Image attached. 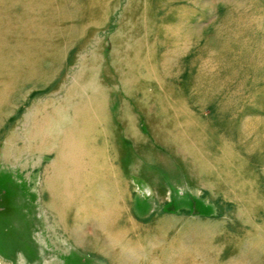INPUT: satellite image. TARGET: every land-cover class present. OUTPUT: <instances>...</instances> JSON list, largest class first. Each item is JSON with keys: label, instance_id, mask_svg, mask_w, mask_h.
Segmentation results:
<instances>
[{"label": "rangeland", "instance_id": "374dc122", "mask_svg": "<svg viewBox=\"0 0 264 264\" xmlns=\"http://www.w3.org/2000/svg\"><path fill=\"white\" fill-rule=\"evenodd\" d=\"M50 5L55 21L48 23L50 29L45 13L40 34L32 35L39 40L34 72L27 73L30 68L24 65L15 101L0 119V137L13 126L14 134L27 142L29 116L47 103L69 109L64 100H75L71 89L81 87L83 96L101 93L119 194L94 184L76 191V197L81 199L86 189L100 192L103 200L123 208L116 234L125 232L140 252L130 263L264 264V0H49ZM13 7L14 14L22 8ZM172 31L179 37L172 38ZM185 38L191 41L181 47ZM131 69L138 73L132 81L125 77L129 94L122 72ZM66 110L64 123L70 118ZM174 119L203 130L200 148L209 159L208 170H194L186 154L176 151L166 129ZM2 140L0 264H108L67 237L45 206L42 168L53 156L21 154L7 161ZM76 212L72 207L64 218L69 233H100L84 223L86 214L78 218ZM103 213L112 215L109 209ZM129 223L134 228L123 230Z\"/></svg>", "mask_w": 264, "mask_h": 264}, {"label": "bare ground", "instance_id": "6f19581e", "mask_svg": "<svg viewBox=\"0 0 264 264\" xmlns=\"http://www.w3.org/2000/svg\"><path fill=\"white\" fill-rule=\"evenodd\" d=\"M48 1L49 0H0V119L3 118L4 115H6V116L8 115L7 114L8 110H10L11 104H13V100L15 99V95H14L15 89L17 87V82H19V80L22 79L21 77H22V73L24 72V65H27L30 68L29 71H26L27 73L32 74L34 72L33 67H34V64H36L35 47L37 46V42H39V40L38 41L35 40L34 38H36V37L32 38V35L36 36L37 34L38 35L40 34V31H39V26L41 25L40 23H41V21H42V23H44L43 22L44 17L42 15L45 16V13L47 14L46 18L48 17L47 18L48 22H46V23L50 29H51V26L48 23L52 22L54 19V16L52 13L53 9H51V5L47 7ZM94 2H95V0H94ZM61 3H62V1H61ZM15 4L22 7L19 10V13H17V14H14L15 8L13 7V5H15ZM101 6H102V4H101ZM238 6H239V4H238ZM47 10L49 12H47ZM86 10L87 9H85V11ZM240 12H241V10H240ZM223 15H225V13ZM91 16H89V20L91 19ZM259 16H260V14H259ZM239 18H241V17H238V19ZM245 19H246V17H245ZM166 21H167V19H166ZM252 22H255V20ZM245 24H247V23H245ZM162 25L164 26V24H162ZM249 27H251V26H249ZM233 28H234V25H233ZM243 28H245V27H243ZM243 28H242V30H245ZM237 29H238V27H237ZM159 30H161V29H159ZM250 30H251V28H250ZM257 31L258 30H256V32ZM259 31H261V30H259ZM172 32H174V31H172ZM190 32H191V30H190ZM241 32H243V31H241ZM155 33H156V31H155ZM252 33H253V31H252ZM196 34L194 33V35H196ZM24 36H25V38H24ZM26 36H27V38H28V36H31L30 38H32V39L30 41L24 40V39H27ZM134 36H135V34H134ZM204 36H202V38ZM177 37H179V33L177 31H175L172 34V38L176 39ZM186 37L189 38L188 35ZM238 37H240V36H238ZM187 38H185L184 41L181 42L182 43L181 47H187L189 41H191L190 39H187ZM177 42H175V43H177ZM217 42H218V40H217ZM210 45H212V44H210ZM213 46H215V45H213ZM171 49L172 48L170 47V50ZM209 49H211V48H209ZM206 50H207V48H206ZM261 51H264V50H261ZM141 52H142V50H141ZM177 52H179V51H177ZM217 55H219V54H217ZM254 55H255V53H254ZM45 58H47V57H45ZM221 58H222V56H221ZM223 58H224V56H223ZM243 58H244V56H243ZM254 59H255V57H254ZM234 60H236V59H234ZM227 61H229V59ZM232 61H231V63H232ZM242 61H244V60H242ZM245 62L246 61H244V63ZM254 62H255V60H254ZM231 66H232V64H231ZM234 67H236V66H234ZM240 67H242V66H240ZM219 69H220V67H219ZM260 71H261V69H260ZM258 72H259V70L256 73H258ZM137 73L138 72H136L134 69L133 70L131 69V70L127 71L126 73L122 72V74L124 75L122 82H123L124 87L127 88L126 90H128L129 94H131V93L129 92L128 83L124 81V80H126L125 77H127L128 80L132 81L133 77ZM122 74H121V76H123ZM196 78H197V76H196ZM178 81L180 82L179 78L177 79V83H179ZM249 85H251V84H249ZM240 86H238V87H240ZM80 88L81 87H78L77 89H71L72 90L71 95L74 94L75 100H72V101L64 100L66 103L71 105L69 107V109L66 110V105H64V104L51 105V103H47L46 107L43 106V107L39 108L38 110H36L35 112H33L29 116L28 127H25V135L28 138L27 142L25 140H22L21 137H19V135H17L19 133L14 134V132L12 131L13 126L11 127V129L7 128L8 131L6 133H4V135H2L3 138L0 137L1 140L3 139L2 141H4V143H5L4 152H3V150H1V155H3L2 159H4V160L7 159V161H8V160L14 159L16 156L17 157L20 156L21 154L24 155L25 157H28V156H33V155H36L39 153H44V152L49 154V155H52L53 157H52L51 162L49 164H46L42 168V170H43L42 171V183L43 184H42V190H40V191L45 195V197L47 194V200L44 202L45 206L47 207V209H49L53 213L55 221H57V223L62 224V227L64 228L63 231H64L65 235L72 240L82 242L87 248L93 250L98 255L102 256V258L105 259V261L108 264H131L128 259L132 258L133 255L140 254V252L137 251V249H138L137 247L132 246L129 243V239L126 238L125 232H123V233L120 232V233L116 234V231H117L116 229H118V226H119V224H118L119 219H121V216H123L121 214V212L124 211L123 208L117 207L113 203L109 204L106 200H103L104 197L102 196V194L100 192H98L97 195H93L86 189V190H84L85 192H83L82 198L80 197L81 199L76 197V194H77L76 191L81 190L83 188V186L85 188L86 187L88 188L89 185H93V187H94V184H96L98 186V189L101 188L102 191H104L105 193L107 191H109L113 195L117 194V193L119 194V191L115 186L117 176L113 170V160L111 159V157L109 155V152H108L109 146L107 144L106 137H105L106 136V129L105 128L107 126V117H106V109H105L106 105L103 101V95L101 93H97V92H94V90H92L91 92H89L88 95L83 96V91H81ZM182 88H183V86H182ZM252 89H254V88H252ZM184 92H186V91H184ZM79 93L82 95L81 99H77L79 97V95H78ZM162 94H163V92H162ZM241 96H242V94H241ZM257 98H259V97L257 96ZM225 99H226V97H225ZM262 99H261V101H262ZM258 102H260V100ZM160 103H161L160 107L163 109V100H161ZM194 103H195V101H194ZM231 109H232V107H231ZM65 110H66V115H67L66 117H68V115H70L68 123L62 122L63 121L62 115L65 114ZM234 111H236V110H234ZM161 112H162V116H163V111H161ZM14 113H12L11 117H13V115H15ZM210 113H212V112H210ZM240 115H241V113H240ZM123 117L128 122L131 118V116L127 110H125L123 112ZM186 119H187V117H186ZM108 120H110V119H108ZM223 122H224V120H223ZM237 122H239V121L237 120ZM245 122H244V124H245ZM198 123H196V124H198ZM215 123H216V121H215ZM227 123H225V124L227 125ZM129 124H130V122H129ZM232 126H230V127H232ZM239 127H241V126H239ZM201 128H202V126H201ZM256 128H258V127H256ZM166 129H167L168 134L171 137V139H173L174 145H176V147L178 148L176 151L181 153L182 155L186 154L184 156H186L188 162L194 168V170L198 171V169H201V170H203V169L208 170L209 169V167L207 166V163H206V162H208L209 159H208L207 155H205L203 153L204 151H202V149L200 148L201 147L200 145H202V141L204 138L203 133H202V131H203L202 129L197 130L196 128L192 127V125L189 123H183V124L178 125V122L175 119L172 121L169 128H166ZM228 129H230V128H228ZM211 131H213V130H211ZM224 132H226V130ZM229 132H230V130H229ZM131 136H133L134 138L137 137L135 133L134 134L131 133ZM213 136H211V137H213ZM226 136H228V134ZM224 137H225V135H223V138ZM211 139H209V140H211ZM257 139H258V136H257ZM262 146H263V143H262ZM260 148L262 149V147H260ZM240 149L242 151V148H240ZM237 150H236V154H239V153H237ZM182 152H184V154ZM213 152H214V150H213ZM241 154H243V153H241ZM241 156H243V155H241ZM243 157L245 158V156H243ZM258 160H259V157H258ZM253 161H254V159H253ZM242 165H243V163H242ZM250 165H252V164H250ZM220 168H221V166H220ZM242 176H244V175H242ZM260 179H262V178H260ZM252 180H254V179H252ZM256 180H258V179H256ZM94 194H96V193H94ZM120 196L121 195H119V198H120ZM245 199H247V198H245ZM72 207L77 210L75 216H77L78 218H82L83 213L86 214L84 216V218L86 219L84 221V223H86L87 225L95 227L96 229L99 230L98 232H100V233L91 232V233H88L86 235H84V234L82 235L83 232L81 234L78 232L77 235H74V233H72L73 235L71 233H69L70 232L68 229L69 227L68 228L65 227V223H64L65 219L64 218L66 216V213L68 212V209H70ZM87 207H89L90 209L89 208L87 209ZM81 209H86V210L83 212H80L79 210H81ZM104 209H109V211L112 213L113 216L112 215H105L103 213ZM115 215H118L120 217L118 219H115V217H114ZM132 227L134 228V226L129 223V224H126L125 227H123L124 228L123 230L130 231L132 229Z\"/></svg>", "mask_w": 264, "mask_h": 264}]
</instances>
